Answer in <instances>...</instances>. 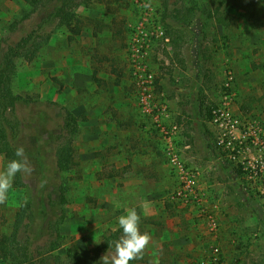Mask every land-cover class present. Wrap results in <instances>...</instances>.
I'll return each instance as SVG.
<instances>
[{
    "label": "rangeland",
    "instance_id": "374dc122",
    "mask_svg": "<svg viewBox=\"0 0 264 264\" xmlns=\"http://www.w3.org/2000/svg\"><path fill=\"white\" fill-rule=\"evenodd\" d=\"M62 1L54 0L52 6ZM76 1L81 4L72 27L81 28L79 35L60 20L42 25L51 6L30 15L24 0H0V62L9 46L28 34L40 45L32 61L24 57L16 61L13 90L22 99L15 113L20 123L15 143L24 147L33 171L22 173L23 186L15 185V177L8 200L0 204V234H12L23 203L30 202L37 210L45 206L47 218L34 248L47 249L52 239L46 232L48 220L60 221L61 247L53 253L60 259L59 263L53 259V264H69L67 249L73 244L79 245L83 264H99L100 257L97 263L93 260L94 249L115 232L120 231V237L118 218L135 208L141 215V232H149L152 238L142 258L133 260L135 264H205L211 260L214 244L220 249L218 264H264V204L256 197L245 198L225 178L222 167L210 166L212 157L206 152L207 140L213 138L206 123L209 105L218 97L227 70L234 73V87L241 103L249 106L246 110L264 113V0H229L222 9L231 17L227 27L214 18L204 23L195 17L185 26L175 13L178 8L185 12L187 7H197L192 0H148L158 18L170 26L171 43L164 49L155 48L149 59L157 73L156 94L163 99L162 78L175 94L187 78H204L196 97L201 110L195 108L192 119L185 121L181 140L192 144L186 151L195 158L188 165L210 178L203 202L208 206L218 203L220 208L215 235L209 233L199 208L189 212L172 200L179 182L166 153L165 161L176 181L169 189L159 186L163 196L140 208L139 190L132 193L131 201L125 199L123 187L135 170L129 168L126 174L121 157L129 145L135 149L137 142L129 126L139 120L153 130L152 120L138 105L128 49L130 25L138 12L135 0ZM116 31L120 35L113 38ZM100 67L101 75L112 82L110 88L93 86V68ZM127 99L133 101L129 106L133 114L126 119L121 111ZM65 107L77 112L81 131L73 141L76 165L60 171L56 136L63 133ZM7 164L0 156V172ZM138 186L140 191H149L156 185L147 181L145 187ZM0 264L9 263L0 260Z\"/></svg>",
    "mask_w": 264,
    "mask_h": 264
},
{
    "label": "built area",
    "instance_id": "2783aa9c",
    "mask_svg": "<svg viewBox=\"0 0 264 264\" xmlns=\"http://www.w3.org/2000/svg\"><path fill=\"white\" fill-rule=\"evenodd\" d=\"M134 3L138 16L135 23L130 25L128 49L138 105L141 113L152 120L176 173L179 185L172 200L190 208H199L209 233L215 235L220 226L217 218L219 206H208L203 202L200 189L202 172L188 165L178 145L185 122L171 121L169 104L156 94L157 73L149 59L155 48L169 46L170 36L152 2L135 0ZM234 78L233 71L227 70L218 97L212 99L209 105L206 123L213 135L217 163L233 166L249 193L264 204V113L241 108ZM219 255L220 249L214 244L208 257L211 260L204 263L218 264Z\"/></svg>",
    "mask_w": 264,
    "mask_h": 264
},
{
    "label": "trees",
    "instance_id": "16d2710c",
    "mask_svg": "<svg viewBox=\"0 0 264 264\" xmlns=\"http://www.w3.org/2000/svg\"><path fill=\"white\" fill-rule=\"evenodd\" d=\"M30 7L29 14L32 15L41 10H47L50 6L53 10L48 14L45 21L60 20L61 23L67 25L75 35L81 33V28L72 27V22L76 20V8L81 4L76 0H63L60 5L52 6L54 0H24ZM198 6L187 7L185 12L181 8L177 9L175 17L186 25H190L194 17L196 21L206 22L208 19L214 18L217 23L225 27L231 24V17L226 15L222 10L229 0H192ZM88 3V0H83ZM197 10V11H196ZM166 31L170 34V26H166ZM33 34L24 36L16 45H10L0 62V156L11 160L18 159L15 156L16 148L15 138L20 130V123L16 119V108L21 102V97L15 94L13 90V79L16 73V61L18 58L24 57L26 60L32 61L39 50V44L35 43ZM34 42V44H32ZM35 45V47L33 46ZM34 47V48H33ZM95 79L96 72H95ZM98 80V79H97ZM244 109H248V105H243ZM65 116L61 134L57 135V152H58V168L60 171H68L74 168L76 161L74 158L73 141L77 134L80 133L79 118L71 109L65 107ZM22 173H17L15 185L23 186L21 180ZM247 192V191H246ZM64 194V192H63ZM65 198L64 195L62 196ZM46 207L42 206L40 210L34 208L30 202L23 203L18 211L14 223L12 234H0V260L9 264H53L56 259L59 263L60 255H54V251L61 247L60 239V221L48 220L46 232L52 238L49 241L47 249L40 250V247L34 248V243L38 241L39 236L43 232L42 225L47 218ZM64 217L61 218V220ZM120 233V231H118ZM119 233L115 232L113 238H107L105 242L94 249L93 260L98 262L99 257L105 254L107 250H114V243L119 237ZM110 245L112 247H110ZM110 248V249H109ZM67 259L69 264H83L82 253L78 244H73L67 249ZM130 264H135L130 261Z\"/></svg>",
    "mask_w": 264,
    "mask_h": 264
},
{
    "label": "crops",
    "instance_id": "0c3cea01",
    "mask_svg": "<svg viewBox=\"0 0 264 264\" xmlns=\"http://www.w3.org/2000/svg\"><path fill=\"white\" fill-rule=\"evenodd\" d=\"M100 24V23H99ZM96 25V24H95ZM94 25V26H95ZM99 28L101 29V26H99ZM94 30H96V26L94 27ZM116 30V29H114ZM119 32L116 31L112 36L113 38H118ZM108 54V53H105ZM115 56V55H114ZM104 58H107V55L104 56ZM92 61V60H91ZM90 61V63H91ZM105 63H108L107 60L105 59ZM110 63L113 64V59L112 57H110ZM105 66L107 67L108 64H105ZM198 66L197 69L199 71H201L202 66L200 64L196 65ZM105 67V68H106ZM93 74H92V80H93V86L94 88H96L97 90L100 89L103 85V87L110 88V85L112 84L111 81H109L107 78V76H102L101 75V71L103 70V68L100 67V69L98 68H93ZM107 70L104 69V72H106ZM95 72H96V78L95 79ZM103 72V71H102ZM109 78V77H108ZM198 78V77H197ZM196 77L193 78H187L186 79V84L183 87H178L176 94L174 93L173 90H171L167 84H166V80H164V78H162L161 82L159 83L160 85H162V92H161V96L163 97V100H165L170 107V113H171V121H177V122H181V121H188L187 119H192V116H194L193 111L195 110V108H197L199 111L200 106L198 107V105H200L201 103H199V99H196L197 97V91L199 90V84L198 83H203L204 78L202 76L199 77V81ZM198 98V97H197ZM217 98V97H216ZM214 99V98H212ZM240 99V97H239ZM97 100V99H95ZM99 101H94L93 100V104L97 105V103ZM131 102L130 99L125 100V103L122 102V114L125 115V118H130L132 117L133 111L132 109L129 107L131 106ZM99 104V103H98ZM121 104V103H120ZM240 105L241 108H243V104L240 101ZM98 106H96L97 108ZM129 107V108H128ZM95 108V109H96ZM128 108V109H127ZM243 110L245 111H254V110H246L243 108ZM72 112L79 118V116L77 115V112L72 110ZM141 124L140 121L138 120L136 122V126H129L130 131L134 130L136 135H137V142H136V147L135 149H132V146L129 145L127 148H131L126 149L125 154H123V156L121 157L123 160V162L121 163V168H123L126 172V174H128L129 168L135 170L134 171V177H130L131 180L129 182H125V186L123 187V191L125 194V199L131 201L132 198V193L135 191L137 193V191L139 190L138 196L136 200H139V202L137 203L139 208H140V204L144 205L145 203H147L148 201L151 202L153 200H155L156 198H159L161 196H163L164 192L163 190H161V188L159 186L164 185L167 189L170 188V186L176 181V176L175 174L172 175L170 172V167L167 165V160L166 155H165V151H164V143L161 140V137L158 133V131L154 128L153 126V130H150V126H145L143 124H141L140 128L139 125ZM185 128V126H184ZM206 131V130H205ZM207 133V132H205ZM182 134V132H181ZM181 138H183L182 135H180V138L178 139V145L182 150V155L185 159H187V161H191L193 162L194 160V156H191L189 154H187L186 150H191L192 149V144H190L189 142H183V139L181 140ZM131 140V139H129ZM182 142V143H181ZM207 154L208 156H211L212 158L211 161V165L210 166H214V165H218L219 167H222V169L224 170L222 173L224 175H226L228 178V181L230 183H233L236 186V189L238 191L241 192V194L245 197V198H249L252 199L254 196L251 195L249 193V191L246 189V186L244 185L243 181L240 179L238 171L231 166L230 164L227 163H217L216 161V150L213 147V141H211L210 139L207 140ZM128 144H126L127 146ZM187 146V147H186ZM209 170V167L208 169ZM202 177H201V183H200V189L201 192L204 194L207 190V179L210 180V178H208L206 176L205 171H202ZM130 176H131V172H130ZM149 181L150 183H152L155 187V190L152 189H148L147 190H143V188H141L140 191V186L138 185H146V182ZM227 181V183H228ZM145 187V186H144ZM247 191V192H246ZM129 198V199H128ZM180 203V202H179ZM218 204V203H215ZM131 205V204H129ZM180 208H188L189 212L191 211H195L197 212V208H190L187 207L183 204H181ZM220 209V208H219ZM149 214H151V212H149Z\"/></svg>",
    "mask_w": 264,
    "mask_h": 264
},
{
    "label": "clouds",
    "instance_id": "9594fccd",
    "mask_svg": "<svg viewBox=\"0 0 264 264\" xmlns=\"http://www.w3.org/2000/svg\"><path fill=\"white\" fill-rule=\"evenodd\" d=\"M15 156L18 159L11 160L6 169L0 172V204L8 200L17 173L31 174L33 171L25 156L24 147H17ZM140 223L141 215L135 208H130L126 211V215H121L118 224L122 229V235L115 241L114 250L111 253L108 250L100 257L99 264H130V261L142 258L152 238L149 232H141Z\"/></svg>",
    "mask_w": 264,
    "mask_h": 264
}]
</instances>
